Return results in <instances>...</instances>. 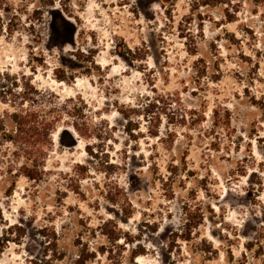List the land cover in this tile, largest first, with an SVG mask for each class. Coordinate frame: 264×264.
I'll list each match as a JSON object with an SVG mask.
<instances>
[{
    "label": "rangeland",
    "instance_id": "374dc122",
    "mask_svg": "<svg viewBox=\"0 0 264 264\" xmlns=\"http://www.w3.org/2000/svg\"><path fill=\"white\" fill-rule=\"evenodd\" d=\"M54 1L0 8V264H264V0Z\"/></svg>",
    "mask_w": 264,
    "mask_h": 264
},
{
    "label": "trees",
    "instance_id": "16d2710c",
    "mask_svg": "<svg viewBox=\"0 0 264 264\" xmlns=\"http://www.w3.org/2000/svg\"><path fill=\"white\" fill-rule=\"evenodd\" d=\"M38 1L40 2V5L42 7H45V8L53 7L55 4L54 0H38ZM231 3H233V0H195L194 1V7H200L202 5H205V6L206 5H212L213 6V5H217V4H226L228 6ZM6 5H7V3H5L4 0H0V8H3ZM40 8L36 7L34 9V13L39 14V17H41V15L43 14V11H41ZM149 106H152V104L151 103L146 104V108H148ZM119 113L121 114L122 118L125 120V126H124L125 132L128 134L129 137H131V138L134 137L135 136V134H134L135 130L137 129V127H139V125L137 126V122L134 120L133 116L137 115L138 113L133 108H121V109H119ZM14 120L19 127L23 123L22 116H19L17 114L14 115ZM33 166H34L33 168H30L29 166H22L24 174L27 175L28 177H31V178H34V175H38V173L40 172L39 168H37L36 165H33ZM124 214L127 216H130L131 213L129 212V210H125ZM111 222H112L111 220L107 219L100 226L99 230L94 231V229H93L92 232L94 234L99 233L102 237H104L109 242L117 241L121 236L120 229L117 228L116 224H113L112 226L109 227V224H111ZM187 226H188V230H190L192 227H195V223L190 225V226L189 225H187ZM15 227L17 229L16 233L20 237H23L26 233L25 229L21 226H18V225H16ZM39 233L43 236L49 237L48 234L45 233L44 229H41L39 231ZM5 237H6V238H4L5 242H7L9 240V238H7V236H5ZM54 238H55V232H52V237H49L48 240L46 241L47 244L45 245V254L44 255L46 256V253H48V251L51 250L53 257L57 258L60 255L58 254V256H56V254H55L57 242H56V238L55 239ZM74 242H76V244H75L76 250L74 252V256H73L70 264H87L92 258L95 257V251H92L88 247L87 243L82 242V239L80 237L77 236V238L74 240ZM255 244L258 246L256 253L263 252V246L259 242L258 238L255 242L254 241L247 242L245 244V247L247 250H250L252 248V246H255ZM99 249L101 252H104V250H105L103 247H100ZM138 254H139L138 252H134L133 257H136ZM48 259H52V258H48ZM48 261L50 262V260H48Z\"/></svg>",
    "mask_w": 264,
    "mask_h": 264
}]
</instances>
